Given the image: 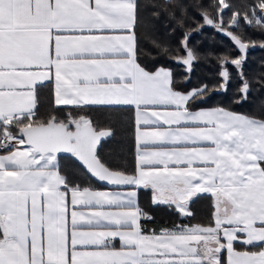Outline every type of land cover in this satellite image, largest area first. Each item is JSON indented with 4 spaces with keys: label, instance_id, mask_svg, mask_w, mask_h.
I'll list each match as a JSON object with an SVG mask.
<instances>
[{
    "label": "snow or ice",
    "instance_id": "obj_1",
    "mask_svg": "<svg viewBox=\"0 0 264 264\" xmlns=\"http://www.w3.org/2000/svg\"><path fill=\"white\" fill-rule=\"evenodd\" d=\"M142 7L141 0H0V264H264V119L192 110L207 85L182 93L171 71L143 68L135 31ZM213 7L217 18H202L246 53L250 42L220 14L228 9L234 28L243 20L264 30V0L243 13L227 0ZM183 48L175 58L190 71L196 56L187 40ZM243 58L221 65L240 69ZM221 75L226 88V67ZM48 81L53 110L42 113L39 91ZM91 106H133V173L100 158L98 146L113 133L87 115ZM61 153L128 190L73 184L61 173ZM140 189L185 218L193 197L210 194L212 220L147 229L141 221L152 217L139 207Z\"/></svg>",
    "mask_w": 264,
    "mask_h": 264
},
{
    "label": "trees",
    "instance_id": "obj_2",
    "mask_svg": "<svg viewBox=\"0 0 264 264\" xmlns=\"http://www.w3.org/2000/svg\"><path fill=\"white\" fill-rule=\"evenodd\" d=\"M233 11L243 13L245 5L255 0H227ZM216 0H173L174 5L167 6V0H141L143 7L136 27L137 62L148 71L159 68L170 69L173 86L182 93H188L207 85L211 90L191 104L192 110L202 108H224L232 112L264 119V30L240 22L234 28L228 24L231 12L224 10V24L229 31L249 43L246 55L238 46L217 27L209 25L202 18L207 12L217 18ZM225 13H227L225 15ZM187 40L196 59L189 71L175 56H183V43ZM251 42H255L252 44ZM167 48L168 53L163 50ZM243 55L242 68L232 64L224 65L229 72L226 88H221L223 67L221 59L239 58ZM250 85L247 99L240 91L242 77ZM41 87L40 107L42 113L53 110V84ZM64 108V107H61ZM65 113H61L63 116ZM75 115V113H73ZM102 129H110L112 136L107 138L98 154L109 167L129 174L136 168L135 113L126 107H91L87 112ZM61 173L73 184L92 189H106L94 180L72 157H59ZM139 204L141 209L152 217L142 221L147 229L170 227L173 224L207 225L212 220L214 198L200 194L190 202L192 217L185 218L168 206L155 205L151 191L140 189Z\"/></svg>",
    "mask_w": 264,
    "mask_h": 264
},
{
    "label": "crops",
    "instance_id": "obj_3",
    "mask_svg": "<svg viewBox=\"0 0 264 264\" xmlns=\"http://www.w3.org/2000/svg\"><path fill=\"white\" fill-rule=\"evenodd\" d=\"M160 69V68H159ZM158 69V70H159ZM166 69V68H164ZM169 71H171L170 69H167ZM157 71V70H156ZM172 73V72H171ZM46 84L47 83H52L51 81H48V82H45ZM60 107H68V106H60ZM91 107H126V108H133V106H91ZM212 109H216V108H202V109H198V110H195V111H199V110H212ZM134 113H135V110H134ZM136 125H135V141H136V156H137V149H138V145H137V140H136ZM23 147V146H22ZM137 162V161H136ZM94 190H97V191H101V192H121V191H127L128 189H109V188H106V189H94ZM144 190H148V191H151L150 189H144ZM152 192V191H151ZM200 195V194H199ZM204 195H210V194H204ZM196 198L193 197L191 201H193L194 199ZM190 201V202H191ZM138 204H139V193H138ZM190 205V204H189ZM164 206V205H162ZM139 207H140V204H139ZM141 208V207H140ZM143 211V210H142ZM144 212V211H143ZM151 217V216H150ZM142 221H149V220H142ZM141 221V223H142ZM171 227V226H170Z\"/></svg>",
    "mask_w": 264,
    "mask_h": 264
},
{
    "label": "water",
    "instance_id": "obj_4",
    "mask_svg": "<svg viewBox=\"0 0 264 264\" xmlns=\"http://www.w3.org/2000/svg\"><path fill=\"white\" fill-rule=\"evenodd\" d=\"M248 51V50H247ZM247 53V52H246ZM246 53H244L243 55H246ZM106 139L102 140L101 141V144L98 146V149L97 151L99 152L103 142L105 141ZM59 157H72L73 159H75V161L85 170V168L82 166V164L75 158L72 156V154L70 153H61ZM86 171V170H85ZM87 172V171H86ZM88 173V172H87ZM89 174V173H88ZM90 175V174H89ZM91 176V175H90ZM92 177V176H91ZM94 180H96L100 185L106 187V188H109V189H128L126 186H114V185H110V184H107V182H103V181H98L96 178L92 177Z\"/></svg>",
    "mask_w": 264,
    "mask_h": 264
}]
</instances>
